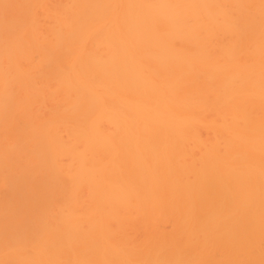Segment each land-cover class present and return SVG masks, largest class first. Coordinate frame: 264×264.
Listing matches in <instances>:
<instances>
[{
  "label": "bare ground",
  "instance_id": "6f19581e",
  "mask_svg": "<svg viewBox=\"0 0 264 264\" xmlns=\"http://www.w3.org/2000/svg\"><path fill=\"white\" fill-rule=\"evenodd\" d=\"M0 264H264V0H0Z\"/></svg>",
  "mask_w": 264,
  "mask_h": 264
}]
</instances>
